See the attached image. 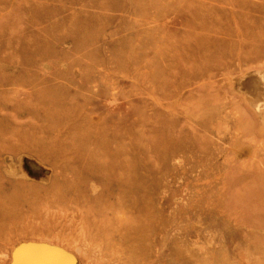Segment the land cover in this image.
Returning <instances> with one entry per match:
<instances>
[{
    "label": "rangeland",
    "instance_id": "rangeland-1",
    "mask_svg": "<svg viewBox=\"0 0 264 264\" xmlns=\"http://www.w3.org/2000/svg\"><path fill=\"white\" fill-rule=\"evenodd\" d=\"M118 151L128 201L79 174ZM28 239L65 264H264V0H0V264Z\"/></svg>",
    "mask_w": 264,
    "mask_h": 264
},
{
    "label": "bare ground",
    "instance_id": "bare-ground-1",
    "mask_svg": "<svg viewBox=\"0 0 264 264\" xmlns=\"http://www.w3.org/2000/svg\"><path fill=\"white\" fill-rule=\"evenodd\" d=\"M157 67V65H155ZM167 73V72H166ZM49 103V101H48ZM67 108V107H66ZM165 136L169 133L168 130L165 128ZM167 132V133H166ZM18 131H16L17 135ZM36 134L27 133L26 131H22L19 135V138H32L33 143L37 142L39 136H35ZM28 136V137H27ZM11 147L18 146L15 143H10ZM107 156L105 159H102L103 156ZM102 156V157H101ZM78 158L82 159V169L79 172L81 174L85 171V174L88 177L95 178L100 180L103 183H106L109 188L112 190H106L107 197L111 198L114 194H117L118 199H125L128 201L130 197H132L131 192L135 191L134 185L137 181H135L132 176L128 177V172L125 174L124 170L130 169L128 165V161L123 152H86L78 156ZM124 162H128L125 164ZM125 164V165H124ZM135 181V182H134ZM133 182V183H132ZM68 192H71L77 196V198H85L88 195L86 193H82L83 186H72L70 183L67 185ZM122 196V197H121ZM107 198V199H108ZM101 199L100 196L95 198V202H99ZM2 205L4 206V201H1ZM116 218L110 216L109 220L104 224V227H111L110 229H116L119 232V235L124 238L123 242H128L127 236L131 235L132 233L138 232L142 230L139 225H136V220L133 218L132 215H128L126 213L125 208H115ZM69 224V222H67ZM67 225V224H66ZM80 229V228H79ZM111 230L107 233L108 238H114L111 234ZM84 235V234H83ZM85 236V235H84ZM110 242L114 243V240ZM40 243L35 240H22L20 241L15 247L13 248V255L12 261L10 264H49L51 260L53 264H65L64 262L67 261L66 253L62 252L61 256L58 257V254H48L46 252L37 251L34 248L35 244ZM49 243V242H48ZM83 243V241H82ZM88 243V242H87ZM38 245H46V244H38Z\"/></svg>",
    "mask_w": 264,
    "mask_h": 264
},
{
    "label": "water",
    "instance_id": "water-1",
    "mask_svg": "<svg viewBox=\"0 0 264 264\" xmlns=\"http://www.w3.org/2000/svg\"><path fill=\"white\" fill-rule=\"evenodd\" d=\"M37 251H40L38 248H36Z\"/></svg>",
    "mask_w": 264,
    "mask_h": 264
}]
</instances>
